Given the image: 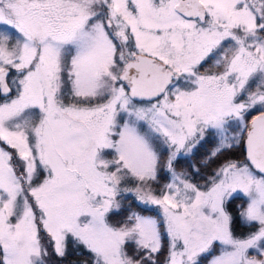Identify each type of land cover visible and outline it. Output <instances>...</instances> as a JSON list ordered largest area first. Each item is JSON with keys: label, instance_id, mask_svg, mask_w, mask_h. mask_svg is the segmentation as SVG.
<instances>
[{"label": "snow or ice", "instance_id": "6c2138e0", "mask_svg": "<svg viewBox=\"0 0 264 264\" xmlns=\"http://www.w3.org/2000/svg\"><path fill=\"white\" fill-rule=\"evenodd\" d=\"M0 264H264V0H0Z\"/></svg>", "mask_w": 264, "mask_h": 264}, {"label": "trees", "instance_id": "16d2710c", "mask_svg": "<svg viewBox=\"0 0 264 264\" xmlns=\"http://www.w3.org/2000/svg\"><path fill=\"white\" fill-rule=\"evenodd\" d=\"M213 168L215 167V165L212 166ZM211 170V169H210ZM77 260L82 259L81 257H76Z\"/></svg>", "mask_w": 264, "mask_h": 264}]
</instances>
